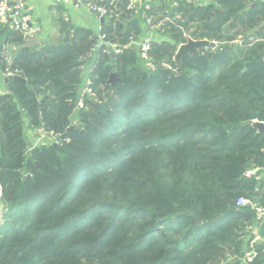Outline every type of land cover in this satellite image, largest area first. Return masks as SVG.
Here are the masks:
<instances>
[{"label":"trees","instance_id":"obj_1","mask_svg":"<svg viewBox=\"0 0 264 264\" xmlns=\"http://www.w3.org/2000/svg\"><path fill=\"white\" fill-rule=\"evenodd\" d=\"M97 1L109 11L99 35L60 11L55 45L22 47V31L0 25L16 48L0 70L25 79L0 93V264H264V240L245 260L260 221L237 205H264L244 176L264 167V131L245 124L264 122V0L181 2L166 21ZM141 19L163 38L148 61L132 44ZM191 23L195 39L222 45L177 56ZM84 83L78 127L70 115ZM25 122L57 142L27 152Z\"/></svg>","mask_w":264,"mask_h":264},{"label":"crops","instance_id":"obj_2","mask_svg":"<svg viewBox=\"0 0 264 264\" xmlns=\"http://www.w3.org/2000/svg\"><path fill=\"white\" fill-rule=\"evenodd\" d=\"M91 0H27L26 11L30 15L31 26L36 29V32L32 36L38 38V43L29 46L30 48L38 47L42 45H55L59 41V24L57 16L60 14L72 28H86L93 32L95 35H99L101 29L102 19L91 12L87 4ZM105 1V0H104ZM122 2L125 0H121ZM127 1V0H126ZM181 2L191 3L193 5H203L205 0H138V4L132 11V18H137L139 12L142 9H150L153 11L152 19H156L159 16H168L172 11L179 7ZM168 14V15H167ZM165 16V17H166ZM164 17V18H165ZM167 18V17H166ZM145 19V18H144ZM148 20H151L148 18ZM141 28L143 29L142 39L150 38L153 41L163 39L157 33L156 29L149 28L148 21L141 19L139 21ZM31 36V37H32ZM2 35H0V42H2ZM27 41V40H26ZM13 50H16L12 46ZM92 63L90 62L86 67H83V79L86 80L92 71ZM86 85L81 87L83 88ZM8 92V81L0 70V93ZM25 125L27 123L25 122ZM28 129V128H27ZM37 133L36 129H28L29 133ZM39 134V133H38ZM256 179V191L258 194L264 193V167L260 168L255 175ZM258 219V218H257ZM258 224H253L251 228V234L249 238V246H254L256 242H263L264 236L261 237V223L264 221L258 219Z\"/></svg>","mask_w":264,"mask_h":264},{"label":"built area","instance_id":"obj_3","mask_svg":"<svg viewBox=\"0 0 264 264\" xmlns=\"http://www.w3.org/2000/svg\"><path fill=\"white\" fill-rule=\"evenodd\" d=\"M26 1L27 0H0V25L8 23L10 27L22 31L25 41L36 32V29L31 26L30 15L26 11ZM117 1L120 0H110V4H113ZM137 4L138 0H127L126 7L128 9H134ZM87 7L99 18L106 17L109 13L108 9L104 5L99 4L97 0H91L87 4ZM132 44H135L139 48L141 58L148 61L147 52L151 47V39L145 38L139 41H133ZM111 48L114 51H118L120 49L116 44H111ZM12 53V47L9 45L3 46L1 57L9 63L12 60ZM3 74L5 77L17 75L15 72L10 71L3 72ZM87 84L88 83H86V85L83 87L81 95L77 98L76 108L83 106V95L88 93L92 94ZM36 130L37 133L42 135H52V132L44 131L42 128H38ZM259 169V167H250L245 170L244 176L247 178L253 177L257 174ZM237 205L250 207L255 212L256 217L264 221V205L253 203L250 199L242 197L237 200ZM256 256V249L253 246H250L246 251L245 260L247 262H251Z\"/></svg>","mask_w":264,"mask_h":264},{"label":"water","instance_id":"obj_4","mask_svg":"<svg viewBox=\"0 0 264 264\" xmlns=\"http://www.w3.org/2000/svg\"><path fill=\"white\" fill-rule=\"evenodd\" d=\"M37 43H38V38L36 36H32L27 41H25L22 47L33 46ZM221 45L222 43H213V42H209L205 40H188L187 42L179 45V47L177 48V56L184 58L188 56L189 54H192L193 52L197 51L198 49H203V48L212 49V48H217L218 46H221ZM2 51H3V43L0 42V57L2 55ZM158 67H161V65L159 64ZM6 80L7 81H10V80L25 81V79L19 75L8 76L6 77ZM118 80L119 79L117 78L116 73L114 72L110 73L109 79L106 83V88L110 89V87L114 85V83ZM82 89L83 88H80L81 91ZM245 124H250L252 127L256 128L259 132L264 131V122L257 120L256 114H253L252 119L247 120ZM80 126L81 125H79V127Z\"/></svg>","mask_w":264,"mask_h":264},{"label":"rangeland","instance_id":"obj_5","mask_svg":"<svg viewBox=\"0 0 264 264\" xmlns=\"http://www.w3.org/2000/svg\"><path fill=\"white\" fill-rule=\"evenodd\" d=\"M164 19L166 21L167 19H170V16H168L167 18L165 17ZM120 22H121V20H119V16H118L117 19L115 20V23H120ZM122 22L125 23V21H122ZM152 28H154V26ZM195 29H196L195 24L194 23H191L189 25L188 30L185 31V34L184 35H186V37L188 38V40H205V41H209V42H212V41L215 42V40H213V39H212V41H210L207 37L206 38H203V39H195L199 35L198 33H196L195 35L191 34V32H193ZM238 32L241 33L240 30H238L237 32H234L233 34H231L230 38H232V39L233 38H236V35L238 34ZM88 64H89V62L87 61L85 63V65H84V67H86ZM78 109L88 110L89 109V106L83 104V106L80 107V108H76L75 107V110H73V112L70 115L71 123L72 124H77V126L79 127V125L82 126V124L78 122V117H77V112H76V111H78ZM24 134H25L26 140L28 142L27 143V146H26L27 152H30L31 147L38 146V145L42 144L43 142H45V143L46 142H54V143L57 142L56 137H55V135L53 133H52V135H42V134H38V133L33 134L31 132L28 134V129H27L26 125H24ZM242 198L249 199V198H247L245 196H243ZM248 229H249V226H248Z\"/></svg>","mask_w":264,"mask_h":264}]
</instances>
